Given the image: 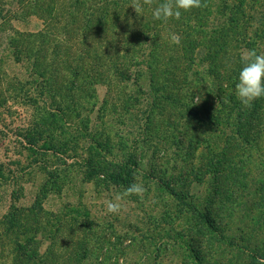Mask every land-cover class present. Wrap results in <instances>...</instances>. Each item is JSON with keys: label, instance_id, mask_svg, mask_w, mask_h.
I'll use <instances>...</instances> for the list:
<instances>
[{"label": "rangeland", "instance_id": "obj_1", "mask_svg": "<svg viewBox=\"0 0 264 264\" xmlns=\"http://www.w3.org/2000/svg\"><path fill=\"white\" fill-rule=\"evenodd\" d=\"M203 7L197 15L198 25L214 34L221 14L215 5L210 13ZM190 9L187 11L192 13ZM133 15L108 16L97 24L95 18L84 19L83 6H77L75 0H0V264H33L13 245L20 243L29 249L25 244L31 242L42 254L49 248L56 253L58 262L51 264H200L206 239L191 206L202 209L211 199L210 188L205 177L199 183L186 180L184 167L188 161L196 163L203 149L190 155L181 145L163 143L159 132L150 138L154 141L148 148L146 141L141 147L135 141L143 122L140 109L129 114L121 108L131 94L135 95L137 86L148 91L150 79L146 63L141 61L147 54L153 52L154 57L163 50L155 49L151 39L134 43L131 35L146 20ZM117 36H126V41L119 42ZM98 38L109 41L95 43ZM258 45L257 53L264 54V42ZM92 48L102 53L108 49L131 54L130 59L111 56L100 62L126 63L140 70L137 86L112 72L104 79L94 78L80 93L85 108L63 116L51 106V101L65 104L64 82L55 68L60 65L69 72V66L80 64L70 55L83 59L80 51ZM57 52L64 53L58 56ZM203 53L200 47L195 50L196 62ZM89 54L93 56V51ZM135 61L142 64L135 65ZM89 62L98 64L91 57ZM37 63L45 66V82L33 76L40 68ZM48 111L56 116L50 117ZM80 120H88L87 130ZM92 129L107 134H102V139H108L109 151H97L101 159L87 135ZM135 147L139 166L132 180L143 187L141 194L128 193L129 187L114 185L94 173L92 165L101 166L99 160L126 161ZM168 174H182L175 184L178 198L159 182ZM110 202L118 205V211H108ZM35 210L45 212L51 222L38 230H32V218L27 225L13 223L14 217H31ZM80 243L86 245V252L80 251Z\"/></svg>", "mask_w": 264, "mask_h": 264}, {"label": "trees", "instance_id": "obj_2", "mask_svg": "<svg viewBox=\"0 0 264 264\" xmlns=\"http://www.w3.org/2000/svg\"><path fill=\"white\" fill-rule=\"evenodd\" d=\"M160 2L161 0H75L77 6H83L84 19L95 18L97 24H101L106 18L117 17L118 14H123L124 17L133 13L136 18H144L146 21L131 35L134 43L151 39L155 49L163 50L160 55L155 53L153 57L151 52L140 60L146 63L150 79L148 91L136 84L140 70H135L126 63L107 65L100 62L104 57L112 59L111 56L130 59L131 54L111 52L116 51L112 50V46L109 47L111 51L102 50L104 53L95 48L80 51L83 59L77 58L78 54H71V58L80 61L79 65L73 68L69 66V72L61 70L64 68L60 65L55 68L57 73H61L59 76L64 82L61 89L64 97L62 104H65L62 106L59 102L51 101V106H55L63 116L73 111H82L86 104L80 102L83 85L94 78L104 79L109 72L121 79L133 80L138 88L134 90L135 95L131 94L130 100H125L121 108L129 114L135 108L140 109L143 122L139 126L141 133L136 136L135 141L141 147L146 141L145 146L148 148L150 142L154 141L150 138L159 132L162 133L159 138L163 143L181 145L189 150L190 155L203 149L196 163L188 161V165L184 167L187 168L186 180L191 178L190 181L199 183L205 177L210 188L208 197L211 199L207 200L202 209L191 206L199 223L202 222L200 228L204 230L206 239L200 264H264V97L257 98L246 106L240 103L234 93L236 76L241 67L240 54L246 50L257 53L258 44L264 42V0H200L199 7L190 9L192 13L181 10L179 18L172 17L166 21L156 20L152 16V9ZM132 3L141 5L139 17L130 5ZM203 5L204 11L208 13L211 6L215 5L221 14L222 18L213 30L214 34L206 33L198 25L197 15ZM85 28L90 29L88 25ZM149 33L151 36L148 38ZM173 34L179 35V44L172 42ZM21 37H24L23 34ZM116 39L123 43L126 36L123 39L117 36ZM96 40L95 43L109 41L102 38ZM198 47L204 53L196 62L195 50ZM90 51H93V56L89 54ZM62 53L64 52L56 54L60 56ZM141 55L143 58L146 56ZM90 57L98 64L90 63ZM140 61H135V65H141ZM199 62H206L207 65L202 66L203 63ZM59 64H62V59ZM198 64L202 68H197ZM37 65L40 66L39 71H33V76H39L41 82H45V66L41 63ZM34 81L38 83V79ZM100 109L104 110V107L101 106ZM49 114L50 117L56 116V112ZM80 121L87 130L88 120ZM90 132L87 135L95 147L94 153L101 159L100 152L109 151L108 139H102V134H107L93 129ZM134 150L136 147L129 152L126 161L99 160L101 166L92 165L94 173L102 175L114 185L129 187L133 184V172L139 166ZM181 175L168 174L159 181L165 184L166 192L174 198L180 196L175 184ZM29 219L34 222L32 230H38V226L43 227L51 222L49 218L46 220L45 212L35 210L31 217L25 214L14 217L13 223L27 225ZM13 245L27 263L58 262L56 253L50 248L46 254H42L39 246L33 242L25 244L29 249H25L24 244ZM78 245L82 253L88 250L84 243Z\"/></svg>", "mask_w": 264, "mask_h": 264}, {"label": "clouds", "instance_id": "obj_3", "mask_svg": "<svg viewBox=\"0 0 264 264\" xmlns=\"http://www.w3.org/2000/svg\"><path fill=\"white\" fill-rule=\"evenodd\" d=\"M139 17L142 7L139 3L130 4ZM200 0H161V2L152 9V16L156 20H168L169 18H179L181 10H188L193 7H199ZM129 23H132L129 18ZM175 44L180 43V37L177 34L171 36ZM241 67L236 76L234 86L235 96L242 105H250L257 98L264 97V54H257L254 50H246L240 54ZM143 187L138 184L130 185L128 193L141 194ZM109 212L118 211V205L108 203Z\"/></svg>", "mask_w": 264, "mask_h": 264}]
</instances>
